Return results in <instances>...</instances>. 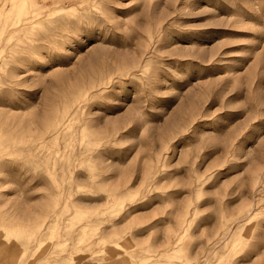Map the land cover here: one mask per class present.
<instances>
[{
  "label": "rangeland",
  "instance_id": "374dc122",
  "mask_svg": "<svg viewBox=\"0 0 264 264\" xmlns=\"http://www.w3.org/2000/svg\"><path fill=\"white\" fill-rule=\"evenodd\" d=\"M0 264H264V0H0Z\"/></svg>",
  "mask_w": 264,
  "mask_h": 264
}]
</instances>
